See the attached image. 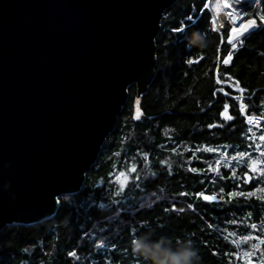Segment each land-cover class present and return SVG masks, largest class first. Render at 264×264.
<instances>
[{"label": "trees", "instance_id": "1", "mask_svg": "<svg viewBox=\"0 0 264 264\" xmlns=\"http://www.w3.org/2000/svg\"><path fill=\"white\" fill-rule=\"evenodd\" d=\"M191 2L178 0L164 13L163 17L167 18L162 19L163 28L156 38V75L143 94L141 118L134 119V84L129 89V99L119 114L115 129L104 143L92 170L87 173L81 190L67 195L71 198L70 203H65L62 198L56 213L48 218L31 224L13 223L1 229L0 264H105L107 259L112 264H136L134 257L140 264H151V261L132 252L131 239L144 236L149 243H160L174 250H179L185 241H191L198 252L199 264H229L230 259L231 264H241L230 254L249 245L241 244L237 248L231 240L240 243L242 236L252 232L247 227L251 223H257V232L252 234H260L264 202L241 198L239 205L234 202L221 207L205 205L200 200L196 212L164 210L170 208L173 202L177 207L193 202L194 197L179 196L178 193L202 190L201 180L210 193L212 185L209 181L215 174L207 171L193 174L188 170L189 167L206 170L209 163L215 166V160L221 153L203 151L205 146L218 148L229 156L237 151H250L254 157L256 152L254 147H248L250 144L254 146L258 143L264 148V141L251 136L246 117L239 114L237 102L232 99L239 93L226 85L239 79L246 89L243 101L248 104L246 113L264 121V104L261 103L264 101V31L257 29L247 35L231 64L225 66L217 61V56L222 60L227 54V29L231 25H224L221 31L213 32L208 22H201L196 32L210 41L208 47L202 49L191 45L192 34L186 39L176 40V34L167 33V28L178 26ZM226 21L229 23L228 19ZM199 56H203L199 63H187ZM218 77L224 84L217 83ZM229 77L233 78L231 82ZM225 103L236 119L227 122L224 128H208L209 124L222 122L219 113ZM225 145L229 147L225 148ZM172 148L176 151L172 152ZM197 148L201 151H196ZM141 153L148 154V167L157 175L148 177L141 183L140 189H133L129 181L127 201L122 203L125 209L131 208V211L125 213L119 205L112 204L108 196L118 186L119 172L128 171L132 164H136L137 171L143 175L146 169ZM161 160L172 165L173 175H167L166 165L159 163ZM247 170L241 165L237 168V175L242 176ZM221 172L228 174V169L222 167ZM233 183L236 181H218L216 187L225 186L227 190ZM243 188L247 191L250 186L243 185ZM261 195L264 193H257V196ZM156 196L162 199L156 200ZM101 204L106 206L101 208ZM248 212L252 213V217L244 224L226 223L233 218L244 219ZM141 221L146 222L143 227L140 226ZM208 224L214 227L209 229ZM133 227L137 231L135 236H130L129 230ZM102 228L105 229L103 239L109 248L107 253L96 247ZM109 228L111 232L107 231ZM86 231L94 232V235L85 236L83 233ZM192 233L196 236L193 237ZM224 236L229 239H224ZM112 244L117 250H112ZM261 247L264 248V245ZM125 248L128 249L127 254L123 252ZM73 250L79 259L67 255ZM213 250L218 254L213 256Z\"/></svg>", "mask_w": 264, "mask_h": 264}, {"label": "water", "instance_id": "2", "mask_svg": "<svg viewBox=\"0 0 264 264\" xmlns=\"http://www.w3.org/2000/svg\"><path fill=\"white\" fill-rule=\"evenodd\" d=\"M177 1L0 0V230L81 190L134 84L141 109Z\"/></svg>", "mask_w": 264, "mask_h": 264}, {"label": "snow or ice", "instance_id": "3", "mask_svg": "<svg viewBox=\"0 0 264 264\" xmlns=\"http://www.w3.org/2000/svg\"><path fill=\"white\" fill-rule=\"evenodd\" d=\"M199 5V7H198ZM188 11L184 14L183 19H181L178 22V26L176 27H169L166 29L167 33L176 34L174 36V39L180 40V39H186L190 34H193L198 29L201 22H208L211 30L213 32H219L220 29L216 27L218 23V14L224 10V9H233V5L228 2V0H192V2L187 6ZM162 7V9H164ZM161 9V10H162ZM170 16V14H168ZM228 22H230V27L227 29V39L226 44L229 46L226 56L221 58L217 56V61L222 63L225 66H228L231 64L233 56L235 52L239 50V46H243L244 40L247 38V35H251V33L257 29L264 31V15L252 18H246L244 14L236 13L234 15L232 10L227 11L226 13ZM166 17H162V19H165ZM163 28V25L160 26ZM223 27V24L221 25ZM247 34V35H246ZM155 33H152L149 35V41L150 43H153L155 46ZM221 43H224V36L221 33ZM203 59V56H199L196 59H189L187 63L194 64L199 63L200 60ZM225 75H227V72H225ZM233 78L229 77V82H231ZM219 77L217 78V83H220ZM231 87L235 88L239 95H236L232 97L233 100L237 102V107L239 114L241 116H245L248 124H254L257 123V121L254 120V118L251 115H248L246 113V109L248 108V104L244 103V93L246 89L241 86V81L239 79H236L234 83L231 84ZM127 89H125L126 91ZM223 91V89H221ZM139 99L136 101L137 107L134 115V119L139 120L141 118L142 112L139 108ZM262 104H264V101H261ZM219 119L222 121L221 123L217 124H209L208 128H224L225 124L229 121H233L236 119L235 116L229 113V105L225 103L223 105V110L219 113ZM251 131V129H249ZM249 140L252 139L251 136L248 137ZM259 141H264V133H262L258 137ZM225 148L229 147L228 145L224 146ZM249 148H253L256 152V156L254 157L252 152L250 151H237L233 155L229 156L227 152H221L220 149L214 148V147H208L205 146L203 151H206L208 153H216L220 152V156L215 160V166L213 164H207V169L205 168H196V167H189V171L193 174L195 173H204L207 171L208 173L215 174L214 178L209 181V183L212 185V189L209 193V189L207 186H205L204 181L201 180L200 184L202 185V190L195 191V192H187L182 191L178 193L179 196H192L195 199L191 203H187L186 206L183 207H177V204L173 202L170 206V208L165 209V212H179L184 213L188 210H191L192 212H196L198 205V201L202 200L205 202V205L211 204L214 206H221L224 205H233L235 202V205H239L241 203V198L245 201L249 200H259L261 202H264V195L257 196V193H264V148H261V145L256 143L254 146L250 144L248 146ZM176 148H172V152H175ZM196 151H201L200 148H197ZM116 155H119V153H116ZM141 155L144 158L145 162V169L143 171V175H141L140 172L137 171V165L132 164L128 171H121L119 172V175L117 176L118 186L116 187L115 191H112L109 193L108 198L111 200L112 204L119 205L120 210L124 211L125 213L127 211H131V208H124V204L122 202L127 201V194H126V188L128 186L129 181L132 182V188L133 189H140L141 183H143L145 180L148 179V177H156V173L151 170L150 167H148V154L147 153H141ZM199 159V157H198ZM233 161L235 162V165H233ZM161 165H166L165 171L167 172L168 176L173 175L171 168L172 165L168 164L167 161L161 160L159 161ZM205 163H207L205 161ZM241 165H244L248 170L243 173V175H237V168ZM180 167H183V165H180ZM228 169V174H224L221 172V168ZM132 173H135V175H131ZM236 181V183H233L230 188L226 190L225 186L216 187V184L218 181L226 182V181ZM243 185H249V190H244ZM71 191L70 189L68 190ZM131 191V189H129ZM159 191H163V189H159ZM153 195H156L155 193ZM114 197H117L119 199H113ZM63 198V201L65 203H70L71 198L67 195H58L55 197V203L57 205L61 204V199ZM162 197L156 196V200H161ZM156 201H153L155 203ZM106 205L101 204L100 207L104 208ZM142 208L143 205H140ZM151 208V205L148 206ZM231 211V208L228 209ZM233 215H235L233 213ZM252 217V213L248 212L246 217L244 219L238 220L236 218L226 220V223L231 225H238V224H244L247 219H250ZM145 221L140 222V226L143 227ZM163 226V225H161ZM209 229L213 228L214 226L212 224H208L207 226ZM247 227H250L252 232H250L248 235H244L241 237L240 243H238L235 239L231 240V243L233 245H236L237 248L241 247V244L249 245L246 249H241V251H234L230 254L231 258H235L237 261H240L241 264H264V248L261 247V245H264V219L260 221V228L259 233L253 235L252 233L257 232V223H251L250 225H247ZM107 231L111 232V229L109 228ZM137 229L135 227L131 228L129 230L130 236H135ZM217 231H220V229H217ZM226 232L227 229H224ZM105 232V229H100L101 233V239L98 243H96V247L99 249H103L105 253L109 251L108 246L105 244V241L103 239V234ZM85 236H93L94 232H84ZM234 235V234H229ZM192 236L195 237L196 234L192 233ZM224 239H229L228 236H224ZM255 241V242H252ZM135 239H131L130 243H134ZM207 240L204 241V244L207 245ZM112 250H117L116 245L112 244ZM24 251H28V249H24ZM123 252L127 254L128 249H123ZM218 253L213 250L212 255L215 256ZM69 257H74L76 259H79L77 256V252L75 250L69 251L67 253ZM226 256H228V253H225ZM255 258V259H254ZM136 260V264H140V261L134 257ZM105 264H112V261L110 259L105 260ZM119 264V262H117ZM229 264H231V259L229 260Z\"/></svg>", "mask_w": 264, "mask_h": 264}, {"label": "clouds", "instance_id": "4", "mask_svg": "<svg viewBox=\"0 0 264 264\" xmlns=\"http://www.w3.org/2000/svg\"><path fill=\"white\" fill-rule=\"evenodd\" d=\"M190 43L195 48H206L210 41L198 32L192 34ZM132 252L151 261V264H199V255L191 241H185L179 250L166 248L160 243H149L148 238L137 237Z\"/></svg>", "mask_w": 264, "mask_h": 264}, {"label": "rangeland", "instance_id": "5", "mask_svg": "<svg viewBox=\"0 0 264 264\" xmlns=\"http://www.w3.org/2000/svg\"><path fill=\"white\" fill-rule=\"evenodd\" d=\"M262 3V5H263V3H264V0H259V4H261ZM249 8L248 9H245L244 11H243V14L245 15V16H247V14H252L253 16H255V17H257L258 16V14H257V11H256V9H255V7H257V6H253V5H251V6H248ZM264 7V6H263ZM259 9H260V6H259ZM229 10H231V9H224V10H222L219 14H218V16H219V18H218V24H220V26H221V23H225V21L227 20L226 19V13H227V11H229ZM232 11H233V9H232ZM260 11V10H259ZM255 12H256V15H255ZM261 14V13H260ZM261 15H263V14H261ZM259 17V16H258ZM257 17V18H258ZM227 22V21H226ZM230 25V22L229 23H226V24H223V26L224 25ZM223 29V28H222ZM222 29H220V31L222 30ZM251 136L254 138V139H256V138H258L262 133H264V121L263 120H261V119H259V118H257V123H254V129H252L251 130Z\"/></svg>", "mask_w": 264, "mask_h": 264}, {"label": "bare ground", "instance_id": "6", "mask_svg": "<svg viewBox=\"0 0 264 264\" xmlns=\"http://www.w3.org/2000/svg\"><path fill=\"white\" fill-rule=\"evenodd\" d=\"M228 2L230 3V4H232L233 5V13H234V15L236 14V13H240V14H243V11L245 10V9H248L249 7L248 6H251V5H253V6H257V7H255V9H256V11H257V14H258V16H261V14H263L264 15V9H263V5H262V3L261 4H259V0H255L254 2H252V3H249V4H246V5H239V4H236L235 2H233L232 0H228ZM264 4V3H263ZM259 6H260V9H259ZM232 10V9H231ZM260 10V11H259ZM261 13V14H260ZM255 15H256V12H255ZM257 16V17H258ZM219 17V16H218ZM246 18H252V17H255V16H253L252 14H247V16H245ZM225 23H227L226 21H225ZM225 23H221V25L222 24H225ZM217 28H219V29H222L223 27H221L220 26V24H218L217 23ZM255 120V119H254ZM256 121V120H255ZM252 125H254V124H252Z\"/></svg>", "mask_w": 264, "mask_h": 264}, {"label": "built area", "instance_id": "7", "mask_svg": "<svg viewBox=\"0 0 264 264\" xmlns=\"http://www.w3.org/2000/svg\"><path fill=\"white\" fill-rule=\"evenodd\" d=\"M252 117L257 121V117L255 116V115H252ZM246 122H247V120H246ZM248 124V123H247ZM248 127H249V129H254V128H252V124L250 125V124H248ZM250 133H252L251 131H249Z\"/></svg>", "mask_w": 264, "mask_h": 264}]
</instances>
